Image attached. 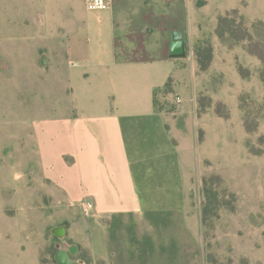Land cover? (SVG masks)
I'll list each match as a JSON object with an SVG mask.
<instances>
[{"label":"rangeland","instance_id":"obj_1","mask_svg":"<svg viewBox=\"0 0 264 264\" xmlns=\"http://www.w3.org/2000/svg\"><path fill=\"white\" fill-rule=\"evenodd\" d=\"M69 2L0 0V264H58L71 158L57 149L77 110L65 41L50 26ZM193 2L196 69L182 93L170 79L156 107L191 118L182 157L200 180L189 203L203 264H264V0ZM196 47L210 50L203 70Z\"/></svg>","mask_w":264,"mask_h":264},{"label":"crops","instance_id":"obj_2","mask_svg":"<svg viewBox=\"0 0 264 264\" xmlns=\"http://www.w3.org/2000/svg\"><path fill=\"white\" fill-rule=\"evenodd\" d=\"M196 15L193 0H107L97 11L70 0L56 10L50 36L65 41L77 110L57 149L71 158L58 264H203L200 209L189 203L200 180L182 157L191 118L154 105L170 79L182 93L196 69ZM175 34L186 58L170 52Z\"/></svg>","mask_w":264,"mask_h":264},{"label":"built area","instance_id":"obj_3","mask_svg":"<svg viewBox=\"0 0 264 264\" xmlns=\"http://www.w3.org/2000/svg\"><path fill=\"white\" fill-rule=\"evenodd\" d=\"M107 0H86V7L91 11L102 10L106 7ZM92 208L91 201H86L83 204V210L87 213Z\"/></svg>","mask_w":264,"mask_h":264},{"label":"trees","instance_id":"obj_4","mask_svg":"<svg viewBox=\"0 0 264 264\" xmlns=\"http://www.w3.org/2000/svg\"><path fill=\"white\" fill-rule=\"evenodd\" d=\"M202 48L201 47H196V57H197V61L199 63L200 69H205L207 64H208V60H209V55H210V50L206 49V51L208 52V55H206V58H204L203 53H202ZM154 105L156 107V101H154ZM156 109H159L156 107ZM202 214L204 216L205 219V215H206V209L205 207H203L202 209Z\"/></svg>","mask_w":264,"mask_h":264},{"label":"water","instance_id":"obj_5","mask_svg":"<svg viewBox=\"0 0 264 264\" xmlns=\"http://www.w3.org/2000/svg\"><path fill=\"white\" fill-rule=\"evenodd\" d=\"M184 41L179 34H175L173 40L170 42V52L172 54H180L183 51Z\"/></svg>","mask_w":264,"mask_h":264}]
</instances>
